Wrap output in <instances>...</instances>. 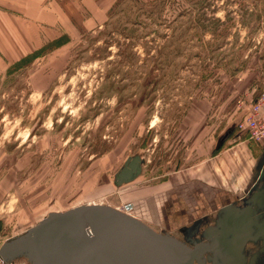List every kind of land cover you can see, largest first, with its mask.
Segmentation results:
<instances>
[{"label": "rangeland", "instance_id": "374dc122", "mask_svg": "<svg viewBox=\"0 0 264 264\" xmlns=\"http://www.w3.org/2000/svg\"><path fill=\"white\" fill-rule=\"evenodd\" d=\"M96 1L100 14L86 0H32L5 20L0 245L52 211L130 210L148 186L189 180L183 187L200 184L214 197L218 187L201 178L226 183L230 151L264 143L244 142L233 127L215 150L262 89L264 0ZM41 7L53 27L38 19L27 28L29 10ZM135 153L141 174L116 186Z\"/></svg>", "mask_w": 264, "mask_h": 264}, {"label": "water", "instance_id": "95a60500", "mask_svg": "<svg viewBox=\"0 0 264 264\" xmlns=\"http://www.w3.org/2000/svg\"><path fill=\"white\" fill-rule=\"evenodd\" d=\"M144 162L141 153L128 156L115 185L135 180ZM193 255L169 232L106 203L49 212L0 245L2 264H190Z\"/></svg>", "mask_w": 264, "mask_h": 264}, {"label": "flooded vegetation", "instance_id": "af4514ba", "mask_svg": "<svg viewBox=\"0 0 264 264\" xmlns=\"http://www.w3.org/2000/svg\"><path fill=\"white\" fill-rule=\"evenodd\" d=\"M227 132L218 137L219 142L217 139L220 147L233 137L232 131ZM257 146L259 152L253 149L230 151L231 174L226 183L214 185L204 176L201 178L208 186L218 187L213 197L214 208L208 207L212 192L201 185L208 203L205 196H200V205L191 199L194 202L180 207L177 198L174 204L178 212H161L163 217L157 221L159 225L151 223L156 219L155 213L142 216L136 213L133 205L128 212L155 229L169 232L194 252L190 264H264V143ZM164 186H169L168 192L173 194L172 190L177 188L174 181Z\"/></svg>", "mask_w": 264, "mask_h": 264}, {"label": "crops", "instance_id": "0c3cea01", "mask_svg": "<svg viewBox=\"0 0 264 264\" xmlns=\"http://www.w3.org/2000/svg\"><path fill=\"white\" fill-rule=\"evenodd\" d=\"M30 2H32V0H0V46L4 50H5V46L7 47V45H6L7 41H5V37H7V30H8V28H10L9 26L6 25L7 21H5V20L9 17H12L13 19H17L18 17H16V15H20V12L26 13L25 12L26 8L24 11H23V8L28 6ZM33 2H34L33 4L35 5L36 2H38V0H33ZM6 6L10 7V9H12V10H9V9L6 10V8H4ZM86 6L89 8V10L91 11L92 14L93 13L94 14H97V13L100 14V12L102 11V10H99L98 1H96V0H86ZM3 9L6 10V11H4V13L2 12ZM43 10L44 9L41 7V10L38 12V14L33 13V12H37V11H35L32 8H31L32 12L29 10V13H32V15L31 16L28 15L29 18H27V19L29 21V25H27V28H29V29L32 28L31 24H33L36 27L37 23H39L38 19H41L40 22H44L42 19L43 14H44ZM12 14H14V17L12 16ZM34 16L37 18L35 19ZM14 24L16 27V21H14ZM43 25H45L46 28L53 27V24L51 21H49V23H48V21H47V23L44 22ZM35 33H37V32L35 31ZM50 35H51L50 30L47 29V37ZM218 149H219V147L217 146L215 148V150H218ZM186 181H181V180H179L177 182L174 181V183L177 185V188L175 190H172V192H174V194L171 192H168L169 186H164L161 189H156V188H154V186H148L147 191L142 192L140 195L135 197L137 202H133L132 204L135 203L134 206H136V207L141 206V208H146V210L144 212L142 210V213H141L142 216L145 214L155 213L153 215H154V217L156 215V219L154 218V221H152L151 223L154 225H159V223L157 221H161L162 217H163L161 212H164L165 214L167 212H173V213L178 212V211H176V206L174 204V201L177 198L179 199L177 201V203L179 202L180 207L189 203L188 201L190 199H194L196 204L200 205L201 197H203V196H205V200L208 203L207 195L206 194L202 195L201 185H199V184L185 185V187H183L182 184H188L189 183V180H186ZM178 185H179V187H178ZM193 186H196V187H193ZM191 187H193V189ZM171 195L174 196V199L170 198ZM210 202H213V196L212 195H210ZM141 204H143V205H141ZM210 205H211V203H210ZM167 207H170V208L173 207V209H168L169 210L168 211ZM162 226H164V225H162Z\"/></svg>", "mask_w": 264, "mask_h": 264}, {"label": "built area", "instance_id": "2783aa9c", "mask_svg": "<svg viewBox=\"0 0 264 264\" xmlns=\"http://www.w3.org/2000/svg\"><path fill=\"white\" fill-rule=\"evenodd\" d=\"M235 128L246 135L244 142L257 144L264 138V81L259 95L250 103L248 115L241 118Z\"/></svg>", "mask_w": 264, "mask_h": 264}, {"label": "trees", "instance_id": "16d2710c", "mask_svg": "<svg viewBox=\"0 0 264 264\" xmlns=\"http://www.w3.org/2000/svg\"><path fill=\"white\" fill-rule=\"evenodd\" d=\"M259 93H260V91H259ZM259 93L253 98V100H255L257 98V96L259 95ZM245 136H246L245 134H241L240 135V138L243 139V138H245Z\"/></svg>", "mask_w": 264, "mask_h": 264}]
</instances>
